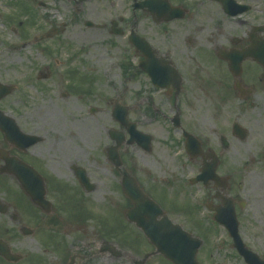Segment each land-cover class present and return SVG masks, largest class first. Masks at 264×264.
Segmentation results:
<instances>
[{"label":"flooded vegetation","instance_id":"flooded-vegetation-1","mask_svg":"<svg viewBox=\"0 0 264 264\" xmlns=\"http://www.w3.org/2000/svg\"><path fill=\"white\" fill-rule=\"evenodd\" d=\"M65 1L70 5L74 20L90 34L109 37L110 48L130 51L137 58L136 64H124L127 71L125 79L131 80L135 89L132 102L123 103L128 86H122L120 90L114 83V97L100 96L97 102H103L106 107L114 102L112 113L119 105L129 113L142 114L147 120L149 115L156 113V117L168 122L172 131L177 133L173 140L180 148L182 160L197 165L193 176H185L180 186L187 187V182L197 186L199 205L206 209H223L232 205L236 211L249 207L264 208V145L257 153L249 150L250 146L245 149L249 151L250 160L254 162L257 159L260 164L254 169L259 175L250 177V180H238L234 176L235 170L225 167V154L234 142H246L248 130L246 138L242 139L241 133L235 129V124L240 123L235 118L224 127L212 118L210 121L213 123H206L207 131L204 133L197 127L201 119L196 111L192 114L186 111L187 101L203 103L208 108L219 103L228 108L232 101L248 107L252 102L264 100V0ZM151 53H155L159 63L165 60L169 64H141L153 60ZM92 81L93 78L87 79L80 87L73 88L86 95L93 94L97 90L94 87L96 82ZM159 83L164 87L158 86ZM159 91L169 104L168 113L155 106L154 95ZM92 107L99 111L95 105L90 106V111ZM228 112L231 114L232 111L228 109ZM133 122L138 131L151 134L139 128L140 121ZM30 133L39 136L38 143L27 146L26 141H7L3 136L4 141L0 143V264H43L42 255L60 250L63 246L59 240L61 233L55 231L64 224L59 219V212L64 210L60 206V195L71 190L67 183L69 177L84 194L87 192L81 173L85 170L91 180V169L82 162L70 142L75 137L72 130L67 131L62 142L51 131ZM109 135L111 138L110 132ZM112 145H104L96 154L98 157H101L100 152L104 155L106 166L95 163L94 167L95 171L103 172L109 166L116 176L117 191L124 197L123 177L126 171L149 195L164 196L166 191H170L158 187L149 193L125 165L123 155L128 150L123 148V144L117 149L122 164L116 165L111 161ZM133 145L144 154L153 151V141L147 145L140 137L135 138ZM79 150L83 152L81 148ZM211 165L215 166L213 172ZM205 174L211 176L210 179L205 181ZM199 176L200 181L192 184L191 178ZM243 182L249 189L236 192ZM94 183L93 192L97 189V182ZM44 197L49 202L46 207L39 202H44ZM126 199L131 206V201ZM74 228L79 233L78 242L71 245L73 251L68 261L58 264H67L71 257L74 258L72 264H90L88 261L97 252L111 258L121 256L134 261L125 242L117 244L123 252L102 253L100 241L106 239L104 234L100 233L102 238L98 240L97 232L89 231L87 227ZM26 238L40 241L43 252L35 254L23 247V239ZM131 238L146 240L141 230Z\"/></svg>","mask_w":264,"mask_h":264},{"label":"rangeland","instance_id":"rangeland-1","mask_svg":"<svg viewBox=\"0 0 264 264\" xmlns=\"http://www.w3.org/2000/svg\"><path fill=\"white\" fill-rule=\"evenodd\" d=\"M109 40L104 35L90 34L80 22L74 20L70 5L65 0H0V83L15 85V90L0 100V110L13 117L23 130L39 134L51 131L60 142L65 140L67 131L72 130L75 137L70 142L82 162L91 169V180L97 182L94 192L84 194L73 178L69 177L67 183L71 187L70 191H74L71 195L83 198L81 203L87 217L70 216V201L60 195V206L65 200L68 205L67 211L59 212L63 226L55 228L56 233H61L59 240L63 246H60V250L54 249L42 255L43 264L68 261L73 251L71 245L78 242L79 233L74 227H87L89 231L97 232V239L100 240L106 224L109 232L107 238L116 244L124 242L120 230L117 232L109 227L125 221L122 215L129 203L117 191L116 176L109 166L107 170L97 172L94 165L107 164L101 152V157L96 154L104 145L114 144L109 132H127L113 118L111 107L114 102L106 107L103 102L97 101L98 97L104 95L114 97V83L120 90L128 86L123 103L132 102L135 89L131 80L125 79L127 71L124 64H136L137 58L130 51L110 48ZM72 71L78 72L75 75ZM43 76L45 78H41ZM87 77L96 82L94 87L97 91L90 95L73 88L80 87L83 83L81 80ZM63 93L67 94L66 97ZM154 96L155 106L168 113L169 104L165 96L160 91ZM187 103V114L196 111L201 119L197 127L204 133L207 131L206 123H213L210 121L212 118L221 127L235 118L247 128L249 138L244 143L234 142L225 154L224 165L235 170L234 176L238 180L257 177L259 173L254 169L260 164L257 159L252 162L249 151L245 149L250 146L249 150L257 153L264 145V100L252 102L248 107H241L239 102L232 101L228 103V108H223L219 103L216 106L210 104L211 108L203 103ZM94 105L99 107V111H90V106ZM228 109L232 111L231 114ZM147 118L132 111L129 113L131 121H140V129L153 134V151L144 154L134 145H123L128 150L123 155L125 165L136 174L149 193L158 187L170 189L166 191L165 199L160 194L151 195L163 204L161 206L173 222L181 224L203 240L197 254L199 264H247L233 248L226 228L213 219V213L199 205L198 187L191 186L189 182L185 188L180 186L185 176H193L197 165L182 160L180 148L173 140L177 138V133L172 131L166 120L156 117V113ZM3 141L1 134L0 143ZM256 144L258 147H254ZM79 148L83 150L82 153ZM243 188L249 189L246 182L236 192H241ZM186 206L190 208L187 210ZM237 216L243 240L264 259V208L238 209ZM22 246L35 254L44 250L42 243L32 238L23 239ZM126 246L137 261L154 249L144 241ZM88 262L135 264L126 257L111 258L98 252ZM146 264L172 263L158 254L150 257Z\"/></svg>","mask_w":264,"mask_h":264},{"label":"water","instance_id":"water-1","mask_svg":"<svg viewBox=\"0 0 264 264\" xmlns=\"http://www.w3.org/2000/svg\"><path fill=\"white\" fill-rule=\"evenodd\" d=\"M151 54L152 59L155 61L149 60V64H160L153 53ZM159 85L164 86L163 83H159ZM13 89L14 86L0 84V99L11 93ZM126 114L124 111L118 112L116 118L132 132L134 125L130 124ZM0 128L4 132L6 139L15 138V136L22 133L15 121L9 117H4L2 112H0ZM237 131H240V129ZM27 136L34 138L31 135ZM117 139L120 143L121 137H117ZM33 141L35 142L36 140ZM112 160L115 163H119L116 154L112 156ZM210 169L213 172L215 166L211 165ZM208 178V174H205L203 179ZM124 183L125 192L135 203V207L128 210L126 216L144 231L150 242L156 247V252L154 253L163 254L174 264H199L197 262V253L202 245V240L194 237L180 225L174 224L159 205L137 187L133 178L126 176ZM214 218L228 229L230 236L233 238V247L238 250L248 264H264V260L248 249L243 242L239 234V223L233 208H226L216 212Z\"/></svg>","mask_w":264,"mask_h":264}]
</instances>
